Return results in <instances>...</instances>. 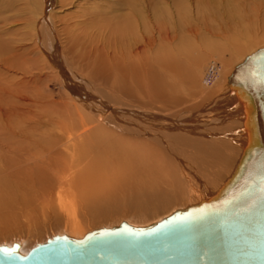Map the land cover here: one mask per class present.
<instances>
[{
    "label": "bare ground",
    "instance_id": "bare-ground-1",
    "mask_svg": "<svg viewBox=\"0 0 264 264\" xmlns=\"http://www.w3.org/2000/svg\"><path fill=\"white\" fill-rule=\"evenodd\" d=\"M154 1L91 0V4H76L77 7L73 0H41L38 20L29 29L34 51L69 93L65 106L69 124L60 128L62 136L69 141L75 136L88 138L96 147L101 146L107 158L103 160L100 152L94 162L128 172L132 184L137 181L134 190L145 192L149 198L153 192H162L161 197L216 201L235 185L244 168L250 167L249 164L258 167L260 164L255 161L264 159L263 116L250 93L228 83L222 85L225 64L208 63L202 79L197 80L203 58L197 54L198 46L217 55L224 46L202 40L203 37L192 41L185 35L188 9L177 1L175 15L169 12L166 3ZM150 2L162 8L149 11ZM56 4L59 9L76 7L74 14L72 10L70 13L74 20L55 18ZM244 28L247 31H243V36L230 41L237 53L244 47L238 40L247 41L248 46L253 42L249 39V26ZM162 30H171L176 37L171 35L170 40L163 35L164 39H156L155 34ZM85 70L87 74L83 73ZM111 77L120 87L107 101L105 94ZM181 78L188 81L194 91L192 96L198 100L212 96L213 103L209 104L212 106L198 113L201 105H197L198 108L189 110L192 115L184 118L164 114L170 106L185 103L167 97L175 89L171 84ZM208 78L211 85L206 84ZM127 80L136 86H141L143 80L142 87L146 89L143 101L134 105L129 101L134 92L123 86ZM120 95L127 103L126 108L120 105ZM199 119L204 122H197ZM33 140L36 142L27 143L28 150L36 152L33 156L27 153L30 161L38 159L36 155L40 152L44 156L45 145L40 139ZM60 143L61 139L52 142L54 147ZM93 149V145L89 147L90 151ZM84 162L81 155L71 158L67 168L71 170ZM91 164H85L87 174L81 177L89 184L97 170V165Z\"/></svg>",
    "mask_w": 264,
    "mask_h": 264
},
{
    "label": "rangeland",
    "instance_id": "rangeland-1",
    "mask_svg": "<svg viewBox=\"0 0 264 264\" xmlns=\"http://www.w3.org/2000/svg\"><path fill=\"white\" fill-rule=\"evenodd\" d=\"M40 1L0 0V245L18 243L20 252L25 254L36 244L55 235L79 239L89 231L111 228L122 221L136 227L147 226L177 209L201 203L199 197L191 202L188 198L180 200L167 195L161 197L162 192H153L149 198L145 192L134 190L138 187L134 184L137 181L135 179L132 184L128 172L114 166H105L102 162H94L96 156L99 159L100 152L105 157V150L101 146L96 147L88 138L80 139L77 136L69 141L60 134V128L69 124L65 113L69 93L61 79L52 74L49 66H44L34 51V41L29 31L38 20ZM157 1L160 4L166 3L171 14L176 15L174 11L177 1L188 9L185 35L189 39L197 42L203 37L202 40L215 41L216 45L224 46L223 53L218 55L198 46L197 54L203 58L197 80L202 79L208 63L215 61L225 64L221 82L226 86L235 67L257 49L264 47V0ZM73 2L77 7L92 3L91 0ZM154 2L147 5L149 11L154 10ZM57 5L54 6L55 18L63 17L67 22L72 20L70 13L73 11L74 14L76 7L59 9ZM155 8L160 10L162 7L157 5ZM244 26H249V39L253 42L248 46L247 41L238 40L239 44L244 43V47L237 53L230 41L244 35L247 31ZM170 31L162 30L155 34V38L171 40L176 37V33ZM83 39L88 43L87 38ZM83 73L87 74V70ZM186 82L181 78L174 85L171 84L175 89L167 97L185 103L170 106L168 111L165 110L167 112L163 111L164 114L172 118H184V115H192L189 110L198 108L197 105H201L198 113L212 106L209 105L213 103L212 96L205 97V101L198 100L192 96L193 88ZM142 83L143 80L141 86H136L127 80L126 85H123L131 93L134 92L129 99L133 105L145 98L143 91L146 89ZM107 84L105 98L108 101L110 96L118 93L120 84L112 77ZM206 84L209 83L206 81ZM120 97V105L126 108V101H123L122 95ZM200 120L197 122H204ZM35 138L40 139L46 149L43 148L44 156L40 152L36 155L38 159L30 161L31 157L27 158V153L33 156L36 152L29 151L27 143L36 142L33 140ZM60 139L61 143L54 147L52 142ZM92 145L94 149L90 151ZM80 155L85 159L84 164L68 169L70 159ZM87 162L97 165L90 184L81 178L87 174L88 168H84Z\"/></svg>",
    "mask_w": 264,
    "mask_h": 264
},
{
    "label": "water",
    "instance_id": "water-1",
    "mask_svg": "<svg viewBox=\"0 0 264 264\" xmlns=\"http://www.w3.org/2000/svg\"><path fill=\"white\" fill-rule=\"evenodd\" d=\"M228 84L251 94L264 125V47L235 67ZM255 162L216 201L147 226L122 221L79 239L55 235L25 254L18 243L0 245V264H264V159Z\"/></svg>",
    "mask_w": 264,
    "mask_h": 264
},
{
    "label": "built area",
    "instance_id": "built-area-1",
    "mask_svg": "<svg viewBox=\"0 0 264 264\" xmlns=\"http://www.w3.org/2000/svg\"><path fill=\"white\" fill-rule=\"evenodd\" d=\"M211 70H209V76H210ZM207 82L210 83V79L209 78L207 79Z\"/></svg>",
    "mask_w": 264,
    "mask_h": 264
}]
</instances>
